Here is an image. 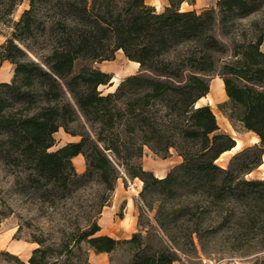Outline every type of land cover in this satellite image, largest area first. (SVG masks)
Listing matches in <instances>:
<instances>
[{
	"label": "trees",
	"instance_id": "obj_1",
	"mask_svg": "<svg viewBox=\"0 0 264 264\" xmlns=\"http://www.w3.org/2000/svg\"><path fill=\"white\" fill-rule=\"evenodd\" d=\"M18 1L0 0V19ZM193 1L169 0L157 12L144 0H29L11 38L0 45V66L13 65L11 80L0 82V166L14 186L39 192L45 201L55 191L94 181L101 187L96 214L123 170L143 183L142 192L161 198L159 221L169 231L177 228L190 245L193 234L199 235L193 212L203 203L237 211L244 226L260 230L256 246L264 249V180L244 178L264 153V0H217L200 12L180 9ZM42 10L47 26L36 16ZM255 14L258 20L241 25ZM38 28L49 52L35 61L16 41L22 44ZM118 50L138 63V72L104 94L99 87L109 86L112 76L92 63L111 60ZM213 76L222 80L227 98L220 108L260 143L252 156L242 150L225 168L216 160L234 140L219 131L208 105L196 106ZM80 119L82 130L71 131L69 125ZM59 128L79 140L49 151ZM145 147L161 157L172 149L181 162L155 178L139 164ZM77 155L85 161L82 174L71 163ZM99 230L96 220L89 222L76 242L97 253L126 244L133 252L130 264L178 260L175 251L153 247L138 233L115 240L96 235ZM38 253L33 250L30 264H44Z\"/></svg>",
	"mask_w": 264,
	"mask_h": 264
},
{
	"label": "rangeland",
	"instance_id": "obj_2",
	"mask_svg": "<svg viewBox=\"0 0 264 264\" xmlns=\"http://www.w3.org/2000/svg\"><path fill=\"white\" fill-rule=\"evenodd\" d=\"M144 1L157 12L169 5V0ZM216 1L194 0L192 4L183 2L180 9L200 12L206 8H214ZM29 8V0H19L13 12L0 19V45L11 38L14 24L23 11ZM36 16L44 20L47 26L45 10ZM260 16H249L240 23L247 26ZM41 34V29L38 28L34 31V36L26 38L22 44L16 41L22 48L28 49L26 51L29 57L35 61L49 52L47 38ZM261 48L264 51V44ZM92 65L111 76H117V84L99 87L104 94L114 91L124 77L138 72V67L133 66L121 50L116 51L111 60L93 62ZM12 74L13 65L3 61L0 66V82H9ZM217 78L218 76H213L209 83L215 84ZM212 92L210 90L199 99L196 106L208 105L215 115L219 131L229 135L234 143L238 141L240 144L238 148L224 152L216 160L219 166L225 168L231 158L242 150L252 156L260 143L255 134L230 120L220 108L227 98L220 96L219 99L216 91ZM82 121L80 119L70 124L69 129L80 132ZM53 137L55 143L49 151L57 150L67 140H79V136L72 138L63 128H59ZM261 149L264 150V147ZM260 160L261 166L245 175V179L264 180V153ZM180 162L181 158L172 149L166 157H161L146 147L139 159L143 170L151 172L155 178L164 177ZM71 163L77 174L84 172V158L82 170L73 159ZM142 188L143 183L138 178H130L122 170L108 202L96 214L101 187L94 181L71 187L69 192L55 191L45 201L39 192L14 186L13 176L0 166V247H3L0 249V264H30L28 260L35 249L41 250L36 256L37 259L43 256L44 264H130L133 252L126 244H121L109 253H97L85 241L76 242L79 234L93 220L100 227L96 235L128 240L132 234L138 233L153 247L161 244L170 248L177 254L178 260L174 264H201L202 257L215 258L222 264H264V249L256 246L263 238L255 234L260 230L244 226L237 211H230L225 206L204 208L205 205L199 203L193 212V222L199 228V235L193 234V244L190 245L179 238L180 235L175 230L177 228L173 227L181 222L171 225L172 231L163 226L157 215L161 198L153 193L142 192ZM171 203L177 205L179 201L174 199Z\"/></svg>",
	"mask_w": 264,
	"mask_h": 264
},
{
	"label": "bare ground",
	"instance_id": "obj_3",
	"mask_svg": "<svg viewBox=\"0 0 264 264\" xmlns=\"http://www.w3.org/2000/svg\"><path fill=\"white\" fill-rule=\"evenodd\" d=\"M134 66H137V62H134V63H132ZM112 83L110 84V85H114V84H117V81H118V79H117V76L115 75V76H112L111 77V80H110ZM209 85H210V90L211 91H216V95H219L218 97H219V99H220V96H222V97H226V95H225V91H224V87H223V82H222V80L218 77L217 78V81H216V83L215 84H210L209 83ZM209 90V91H210ZM208 91V92H209ZM212 92V93H213ZM239 142L237 141L236 143H235V145H234V147L232 148V149H230V150H234L235 148H238L239 147ZM229 150V151H230ZM228 151V152H229ZM226 152V151H225ZM223 153H221V155H222ZM261 166V165H260Z\"/></svg>",
	"mask_w": 264,
	"mask_h": 264
},
{
	"label": "crops",
	"instance_id": "obj_4",
	"mask_svg": "<svg viewBox=\"0 0 264 264\" xmlns=\"http://www.w3.org/2000/svg\"><path fill=\"white\" fill-rule=\"evenodd\" d=\"M131 62V64L132 63H134V62H132V61H130ZM133 65V64H132ZM134 66V65H133ZM135 67H138V64H137V66H135ZM59 131V130H58ZM58 131L57 132H55V134L56 133H58ZM72 138H74L75 136H71ZM74 141H76L75 139H71V140H67L66 141V143H69V142H74ZM236 149V148H235ZM231 151V150H230ZM229 151V152H230ZM74 161H75V163L79 166V168L82 170V168H83V157L81 156V155H77V156H75V157H73L72 158ZM3 247H0V249H2Z\"/></svg>",
	"mask_w": 264,
	"mask_h": 264
},
{
	"label": "built area",
	"instance_id": "obj_5",
	"mask_svg": "<svg viewBox=\"0 0 264 264\" xmlns=\"http://www.w3.org/2000/svg\"><path fill=\"white\" fill-rule=\"evenodd\" d=\"M200 263L201 264H222L221 261L215 258H209V257L200 258Z\"/></svg>",
	"mask_w": 264,
	"mask_h": 264
},
{
	"label": "water",
	"instance_id": "obj_6",
	"mask_svg": "<svg viewBox=\"0 0 264 264\" xmlns=\"http://www.w3.org/2000/svg\"><path fill=\"white\" fill-rule=\"evenodd\" d=\"M111 83H112V82L110 81L109 84H111ZM109 86H111V85H109Z\"/></svg>",
	"mask_w": 264,
	"mask_h": 264
}]
</instances>
